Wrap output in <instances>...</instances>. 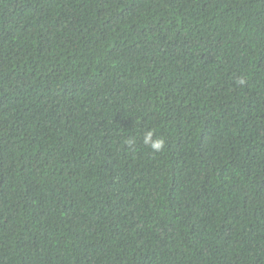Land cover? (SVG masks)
<instances>
[{
    "label": "trees",
    "instance_id": "trees-1",
    "mask_svg": "<svg viewBox=\"0 0 264 264\" xmlns=\"http://www.w3.org/2000/svg\"><path fill=\"white\" fill-rule=\"evenodd\" d=\"M0 264H264V0H0Z\"/></svg>",
    "mask_w": 264,
    "mask_h": 264
},
{
    "label": "clouds",
    "instance_id": "clouds-1",
    "mask_svg": "<svg viewBox=\"0 0 264 264\" xmlns=\"http://www.w3.org/2000/svg\"><path fill=\"white\" fill-rule=\"evenodd\" d=\"M240 83H243V81L241 80ZM153 136V132H149L144 138V143L149 145L152 151H162L165 147V140L162 137H157L154 139Z\"/></svg>",
    "mask_w": 264,
    "mask_h": 264
}]
</instances>
